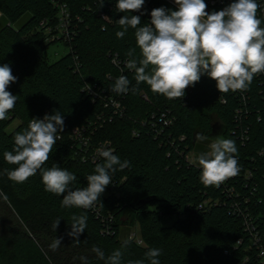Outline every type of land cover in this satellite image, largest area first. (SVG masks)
<instances>
[{
    "label": "trees",
    "instance_id": "obj_1",
    "mask_svg": "<svg viewBox=\"0 0 264 264\" xmlns=\"http://www.w3.org/2000/svg\"><path fill=\"white\" fill-rule=\"evenodd\" d=\"M59 2L69 8L73 40L64 41L70 49L67 54L49 62L47 48L55 42L46 41L39 24L44 18H57ZM232 2L211 5L205 0L206 11L222 10ZM116 4L117 0H0V65L9 64L17 77L7 90L18 96L8 118L0 121V264H84L81 257L87 264H106L117 249L122 252L121 264L138 260L150 264L145 257L150 248L162 250L160 264H263L235 207L244 208L243 199L250 196L248 204L264 232V156L259 154L264 147V74H256L243 92L220 93L216 81L203 75L185 89L182 99L155 94L146 83L135 94L117 95L111 85L120 75L131 81L130 88L136 86L134 70L126 67V53L135 48L139 59L140 49L132 28L117 38L116 32L122 30L117 20L130 13H120ZM160 7L177 10L169 0H145L132 15H140L143 25L149 23L151 10ZM257 17L264 27L258 10ZM115 53L120 66L112 62ZM112 97L119 99L123 111L106 105ZM54 110L63 115L64 129L43 167L55 164L74 173L73 189L86 187V177L102 162L82 157L75 128L91 138L90 145L109 141L114 154L129 162L113 174L90 209L61 207L62 197L45 191L39 172L24 183L7 175L16 165L8 164L3 153L12 151L14 135L32 118L43 119ZM163 111L172 117L169 126L159 119ZM14 120L19 123L9 130ZM216 123L225 126V139L236 143L237 178L248 169L253 172L258 183L255 195L252 185L236 183L241 193L236 197L220 185L200 182L196 157L210 150L209 135ZM206 201L209 205L200 207ZM85 214L87 227L77 241L67 235L71 217ZM164 215L177 219L164 226ZM125 226L138 227L143 244L132 237L122 239ZM56 237L62 238L61 246L53 251L50 245ZM94 246L105 259L92 251Z\"/></svg>",
    "mask_w": 264,
    "mask_h": 264
},
{
    "label": "clouds",
    "instance_id": "obj_2",
    "mask_svg": "<svg viewBox=\"0 0 264 264\" xmlns=\"http://www.w3.org/2000/svg\"><path fill=\"white\" fill-rule=\"evenodd\" d=\"M177 10L164 7L151 10L150 23H141L140 11L145 0H117L116 8L122 15L117 24L122 29L116 32L123 38L129 28L135 30L136 45L140 58L135 56L136 49L126 53L129 59L126 67L134 70L136 86L130 88L131 81L120 75L111 85V91L124 95L131 91L135 94L141 83H146L155 94L167 99H182L185 89L195 86L203 75L216 81L220 93L246 91L254 76L264 73V27L257 17L256 0H233L219 11H206L205 0H174ZM9 64L0 65V121L7 119L13 110L18 96L7 89L15 83ZM259 120V116L257 117ZM64 129V119L60 111L43 119L32 118L24 130L14 137L12 151L3 153L4 160L15 168L7 170L8 177L24 183L28 178L40 173L45 191L61 196V207L90 209L106 187L111 184L112 176L129 164L123 162L111 148H100L94 174L86 177L87 186L73 189L77 176L53 164L43 166L49 160L53 146L60 139L58 133ZM201 140L208 139L200 137ZM210 150L199 154L196 160L200 166V182L205 186H219L240 171L236 158L237 147L234 140L216 136L209 146ZM87 215L71 217V231L67 233L75 240L87 227ZM60 219L52 225L57 231ZM62 238H55L50 248L55 251L61 246ZM93 252L105 259L103 251L94 246ZM162 250L150 248L145 257L150 264H160ZM122 252L117 249L107 257L106 264H121ZM87 264V258H80ZM128 264H144L143 261H129Z\"/></svg>",
    "mask_w": 264,
    "mask_h": 264
},
{
    "label": "built area",
    "instance_id": "obj_3",
    "mask_svg": "<svg viewBox=\"0 0 264 264\" xmlns=\"http://www.w3.org/2000/svg\"><path fill=\"white\" fill-rule=\"evenodd\" d=\"M169 1L175 4L174 0H169ZM231 1L233 0H207V3L211 5H215V4H225L226 2H231ZM257 3L259 5L258 13L264 15V0H257ZM56 6L58 7L57 18L56 19L44 18L40 21L39 26L44 28L46 32L47 42H57L62 40L63 41L62 43H64V41L71 43L73 40V33L71 31L69 8L66 3H62V2L56 4ZM1 15L2 12L0 11V17ZM107 20L110 21L109 18H107ZM150 20H151V15L149 17V23ZM120 60L121 59L119 58V55L115 53L112 57L113 64L120 66L121 64ZM90 92L95 94L94 89H90ZM144 97L147 98L146 95H144ZM109 104L114 105V107H116L117 110L123 111V108L118 98L115 99L112 97L106 105ZM159 119L164 125L167 126H169L172 123V117H170L168 111L161 112L159 115ZM74 135L75 138L78 140V143H81V145L79 144L80 145L79 152L82 154V157L85 159L97 161L101 159L97 155L98 149L100 148L113 149V146L109 141L99 142L95 145H90L91 138L85 136L84 134H81L80 128L74 129ZM90 146L92 147L90 148ZM85 147L89 148V150L84 152L83 149H85ZM259 154L264 156V147L259 151ZM189 159L192 162L193 156H191ZM240 177L241 178H237V176L231 177L225 180L223 183H221L220 186H222L230 196L240 197L241 193L238 191L236 183L243 184L245 188H248L252 185L251 194L255 195L257 192L258 183L255 179L253 172L248 169L244 173V176H240ZM243 200L245 202V207L241 209L237 205L235 208L240 211V215L242 216V221H243V227L246 232V235L248 236V240L250 241L251 246L256 248L258 257L262 260L264 264V232L262 231L261 228V219H259V217L254 216L253 211L248 204V202L250 201V196L248 197L245 196ZM205 205H209L207 201L204 202V204H201L200 207H203ZM132 238H135V240L138 243L143 244V241L140 238V236L137 237L136 235H134ZM239 242L241 241L239 240Z\"/></svg>",
    "mask_w": 264,
    "mask_h": 264
},
{
    "label": "rangeland",
    "instance_id": "obj_4",
    "mask_svg": "<svg viewBox=\"0 0 264 264\" xmlns=\"http://www.w3.org/2000/svg\"><path fill=\"white\" fill-rule=\"evenodd\" d=\"M69 51H70L69 47L66 46L62 42L52 43L47 48V52H46L47 60L49 62H54L60 57H62L63 55L67 54ZM18 123H19L18 120H14L9 126V130L13 129L16 125H18ZM176 219H177V215H164L161 217V223L164 226H168V225L173 224ZM134 235H136L137 237L140 236L138 227L125 226L123 228L121 238L122 239H125L128 237L130 238V237H133Z\"/></svg>",
    "mask_w": 264,
    "mask_h": 264
},
{
    "label": "water",
    "instance_id": "obj_5",
    "mask_svg": "<svg viewBox=\"0 0 264 264\" xmlns=\"http://www.w3.org/2000/svg\"><path fill=\"white\" fill-rule=\"evenodd\" d=\"M226 128L222 123H216L213 126V131L209 135L210 139L213 140L216 136L221 135L225 138Z\"/></svg>",
    "mask_w": 264,
    "mask_h": 264
},
{
    "label": "crops",
    "instance_id": "obj_6",
    "mask_svg": "<svg viewBox=\"0 0 264 264\" xmlns=\"http://www.w3.org/2000/svg\"><path fill=\"white\" fill-rule=\"evenodd\" d=\"M138 230H139V228H138Z\"/></svg>",
    "mask_w": 264,
    "mask_h": 264
}]
</instances>
